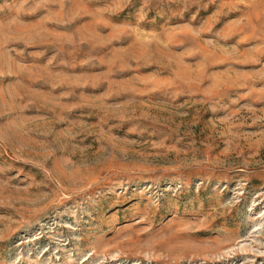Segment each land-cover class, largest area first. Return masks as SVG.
<instances>
[{
	"label": "rangeland",
	"instance_id": "374dc122",
	"mask_svg": "<svg viewBox=\"0 0 264 264\" xmlns=\"http://www.w3.org/2000/svg\"><path fill=\"white\" fill-rule=\"evenodd\" d=\"M0 264H264V0H0Z\"/></svg>",
	"mask_w": 264,
	"mask_h": 264
}]
</instances>
